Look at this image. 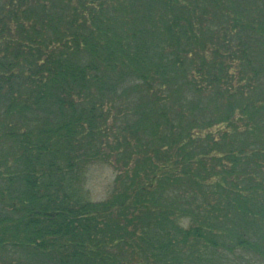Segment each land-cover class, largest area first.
Returning <instances> with one entry per match:
<instances>
[{"label": "trees", "instance_id": "16d2710c", "mask_svg": "<svg viewBox=\"0 0 264 264\" xmlns=\"http://www.w3.org/2000/svg\"><path fill=\"white\" fill-rule=\"evenodd\" d=\"M0 264H264V0H0Z\"/></svg>", "mask_w": 264, "mask_h": 264}, {"label": "rangeland", "instance_id": "374dc122", "mask_svg": "<svg viewBox=\"0 0 264 264\" xmlns=\"http://www.w3.org/2000/svg\"><path fill=\"white\" fill-rule=\"evenodd\" d=\"M243 3V0H237ZM253 2L249 6L253 9ZM116 171L114 168L105 163L97 162L91 164L86 172L85 190L91 200L105 199L112 190Z\"/></svg>", "mask_w": 264, "mask_h": 264}]
</instances>
